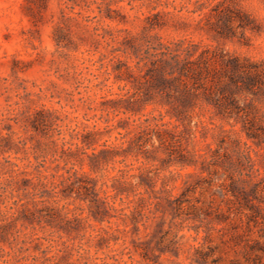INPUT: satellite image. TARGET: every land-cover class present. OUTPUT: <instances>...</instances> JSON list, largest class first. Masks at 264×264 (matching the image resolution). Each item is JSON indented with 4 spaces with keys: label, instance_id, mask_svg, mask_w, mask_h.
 I'll use <instances>...</instances> for the list:
<instances>
[{
    "label": "rangeland",
    "instance_id": "1",
    "mask_svg": "<svg viewBox=\"0 0 264 264\" xmlns=\"http://www.w3.org/2000/svg\"><path fill=\"white\" fill-rule=\"evenodd\" d=\"M179 39L198 52L208 48L213 61H264V0H0V264H202L187 252L197 244L191 221L172 245L174 230L161 245L153 238L148 258L133 249L142 226L133 233L108 209L113 198H105L120 157L91 158L115 141L116 131L83 136L124 116H115L111 99L133 90L137 61L145 77H155L145 72L149 61H159L152 54ZM152 108L147 104L132 117ZM128 122L121 131L133 129ZM188 142L175 143L173 155L215 144L211 134ZM126 160L135 162L131 155ZM177 170L182 177L172 183L174 194L183 180L196 186L186 212H226L220 171L171 161L161 174ZM214 226L208 260L244 264L233 242H221V233H233L230 225Z\"/></svg>",
    "mask_w": 264,
    "mask_h": 264
},
{
    "label": "trees",
    "instance_id": "2",
    "mask_svg": "<svg viewBox=\"0 0 264 264\" xmlns=\"http://www.w3.org/2000/svg\"><path fill=\"white\" fill-rule=\"evenodd\" d=\"M160 49L152 54L159 55V61H149L145 71L150 77L153 71L157 75L145 77L143 65L137 61L133 90L111 99L118 111L115 116L120 112L124 116L103 128L93 125L83 135L94 138L100 129L116 131L115 141L91 152L95 160L120 157L115 160L120 165L112 177V192L105 191V198H113L108 209L121 216L126 226L130 224L133 233L142 226L143 234L132 238V246L135 251L140 249L143 257L148 258L153 250V238L158 237L156 243L161 245L174 230L168 240L172 245L176 232L191 221L197 244L189 245L187 252L193 251L198 263H217L218 258L208 260L213 250L210 234L216 230L214 223H225L233 233L228 238L226 232L221 233V242H233L232 249L241 254L244 264H264V61L239 57L213 61L214 54L208 48L198 52L197 45L183 39L162 44ZM147 104L153 108L143 118L132 117ZM128 120L133 129L121 131ZM208 134L214 146L206 143L204 152L186 146L173 155L175 143L205 139ZM161 152L165 158L160 157ZM129 155L135 162L126 160ZM171 161L181 167L200 163L203 170L220 171L222 177L217 182L226 196V212H186L184 203L191 202L189 195L196 192V186L183 180V189L174 194L172 183L182 173L161 174ZM158 180L160 185L155 188ZM217 208L220 210V205ZM200 229L204 232L201 236ZM125 248L130 249L128 245Z\"/></svg>",
    "mask_w": 264,
    "mask_h": 264
}]
</instances>
